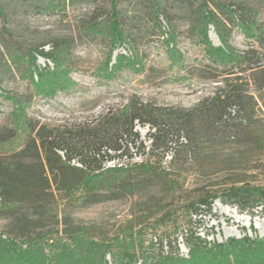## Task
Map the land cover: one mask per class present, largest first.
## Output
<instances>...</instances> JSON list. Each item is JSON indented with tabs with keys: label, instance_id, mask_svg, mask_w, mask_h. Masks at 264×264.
<instances>
[{
	"label": "rangeland",
	"instance_id": "1",
	"mask_svg": "<svg viewBox=\"0 0 264 264\" xmlns=\"http://www.w3.org/2000/svg\"><path fill=\"white\" fill-rule=\"evenodd\" d=\"M205 1L119 0L120 26L112 17L92 24L93 6L84 5L26 16L16 7L7 31L0 18V43L3 37L10 47L67 42L57 62L36 55L0 63L1 181L16 170H43L39 133L49 140L68 137L101 114L142 104L162 118L156 147V128L136 121V145L127 156L104 161L88 180L102 186L98 192L53 183L31 200L6 181L0 257L11 260L27 237L40 233L77 247L66 227H82L89 241L108 244L92 246L102 252L97 262L105 256L107 264H144L160 252L155 238L161 235L164 254L184 257L191 231L211 242L264 237L263 205L249 209L221 197L233 186L264 185V0H211L209 7ZM234 2L255 10L259 38L231 17ZM210 10L222 15L220 29L204 28L201 16ZM239 92L248 96L221 116L219 96L233 99ZM72 164L81 167L77 158ZM201 200L212 201V209L202 205L192 214L189 205Z\"/></svg>",
	"mask_w": 264,
	"mask_h": 264
},
{
	"label": "trees",
	"instance_id": "2",
	"mask_svg": "<svg viewBox=\"0 0 264 264\" xmlns=\"http://www.w3.org/2000/svg\"><path fill=\"white\" fill-rule=\"evenodd\" d=\"M60 3L62 6L58 8L53 2ZM211 0H206L204 5L210 6ZM109 9L107 11V8ZM93 6L92 14L94 19L92 24H96L105 17L113 18L118 26L122 24V14L119 8V0H0V18L3 23V30H6L5 25L10 15L11 10L16 7L24 15L29 14H44V13H63L68 6ZM217 7L222 8L216 4ZM160 7V6H159ZM158 9V8H157ZM158 11H160L158 9ZM231 17L236 19L241 29L254 39L258 37L257 27L258 19L253 17L255 10L241 2H234L228 7ZM164 18L169 21V17L165 12H160ZM158 14V15H157ZM158 22L159 12L156 10ZM222 15L214 10L205 12L202 16V24L205 29L209 24H214L217 29L223 25L221 20ZM7 31V30H6ZM206 31V30H205ZM47 45L49 47L47 48ZM67 42L60 39H52L42 42L39 45H32L26 50L21 47L13 48L8 46L5 38H1L0 43V63L6 64L16 63L19 56L35 57L38 55L46 61L57 62L59 54L65 50ZM242 63L246 60L245 55L238 56ZM247 95V94H246ZM248 96V95H247ZM247 96L243 92H239L232 99L230 96L221 97L223 105L219 107V114L226 116L228 110L235 100L242 101ZM229 115H231L229 113ZM160 119V120H159ZM161 116L156 114L154 109L142 104L139 108L128 106L125 109L110 110L107 113L101 114L96 120L87 123L84 127H79L75 133L70 136H58L49 140L43 138L39 133L41 140L42 152H37L39 164L42 171L25 170L13 171L7 176V182L15 185L14 188L19 190L21 194L27 197H35L34 200H39L42 190L51 188L52 184H57L62 190H68L72 187L82 184L89 186L86 188L87 194L98 192L102 186L97 182L88 184L99 174L103 167L104 161H111L115 158H123L127 156L132 145H136V140H139L140 134L136 128V121L141 124L151 123L156 132L153 134L152 145L157 146L158 136L162 132ZM30 125V124H29ZM32 130V126L30 125ZM133 137V138H132ZM132 138V139H131ZM75 139L83 140V145L80 142H75ZM79 143V144H78ZM143 145V141L140 142ZM60 151H64L62 155ZM112 151V152H111ZM77 158L81 167L72 164ZM37 166V165H35ZM45 166H48L49 172ZM89 180V181H88ZM3 181V183H2ZM0 180V192L6 188L4 180ZM222 200L225 202L233 201L241 207L249 209L255 208L258 205L264 206V185L263 186H233L227 192L222 194ZM17 198L13 199V202ZM212 201L201 200L199 203H191L189 208L192 214H197L200 207L204 205L208 210L212 209ZM82 227H66L64 230L71 238V243L75 241L78 246L71 247L67 242L56 241L50 238L47 233L37 234L33 237L26 238V247L20 249L19 252L11 259L6 260V257H0V264H103L105 256L98 257L102 252L96 249L93 251L92 246L98 245L100 248L109 247L108 244H98L96 241L85 238ZM77 235L75 239L74 236ZM160 252H157L150 260L143 258L144 264H257L264 258V237L252 239L245 235L242 239L231 238L227 242H211L201 238L194 231L187 234L185 244L189 248V257H184L175 253L172 250L168 254H164L160 246L163 245L162 235L156 237ZM5 240H0V245H5ZM172 247V241L169 242ZM70 245V246H69ZM46 247L49 250L46 252ZM173 248V247H172ZM82 249V250H81ZM175 251H179L175 245ZM116 257V254H113ZM14 262V263H13Z\"/></svg>",
	"mask_w": 264,
	"mask_h": 264
}]
</instances>
